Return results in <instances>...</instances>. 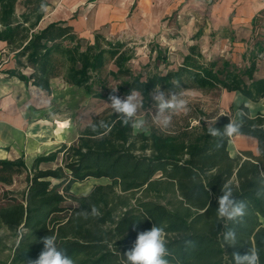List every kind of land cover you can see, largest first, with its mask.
<instances>
[{"label":"trees","instance_id":"16d2710c","mask_svg":"<svg viewBox=\"0 0 264 264\" xmlns=\"http://www.w3.org/2000/svg\"><path fill=\"white\" fill-rule=\"evenodd\" d=\"M42 3L49 4L0 0V41L6 43L0 59L13 61L4 72L48 94L52 79L60 77L108 101L110 94L123 97L136 89L143 97L149 132L134 131L110 107L91 121H105L106 130L94 133L89 123L75 141L37 156L31 167L24 156L0 158V253L10 254L0 264L35 260L43 249L41 238L48 235L56 237L75 264H126L124 253L138 233L154 224L165 228L170 264H233L232 253L243 255L249 248L260 252L264 264V197L256 194L264 187V112L253 116L242 103L238 118L222 114L207 122L203 118L208 114L196 109V115L174 114L165 130L155 125L149 111L155 108L150 93L156 86L166 94L223 88L264 105V76H256L264 39L248 44L241 65L208 58L195 42L178 67L137 72L131 67L138 54L136 40L99 31L89 39L64 20L40 27L46 12ZM195 34L198 41L203 28ZM154 51L167 63V48L156 45ZM230 119L241 124L240 135L256 139L255 153L242 149L232 156L229 141L237 135L221 139L208 133L212 126L223 130ZM102 177L110 183L96 184L80 196L71 191L75 183ZM225 183L248 205L243 223L228 224L237 232L235 246L224 245V224L216 215ZM92 205L100 216L79 215ZM188 240L194 245H186Z\"/></svg>","mask_w":264,"mask_h":264},{"label":"crops","instance_id":"0c3cea01","mask_svg":"<svg viewBox=\"0 0 264 264\" xmlns=\"http://www.w3.org/2000/svg\"><path fill=\"white\" fill-rule=\"evenodd\" d=\"M146 2L147 0H60L59 7L55 11L48 15L45 12L40 27L53 21L64 20L72 24L81 36L89 39H92L95 31H99L105 36L137 40L142 36H153L157 31L156 27H159L162 21V17L156 13V8L150 7L146 12L143 10ZM164 2L167 3V0ZM196 2L198 5L195 7L196 11L192 15L191 22L194 23L196 20L194 15L199 17L205 14L207 21L203 25L204 30L206 28L219 38L228 41L243 39L244 51L255 38L264 39V0H197ZM166 3L164 12L170 6V3ZM5 49L6 43L0 41V50L6 52ZM12 66L11 57L9 60L7 57L3 62L0 59V158L24 156L23 149H25L32 156V166L34 159L43 155L36 153L45 149L47 146L45 140L52 133L45 132L47 136L44 135L42 129L46 128V123L31 120L35 115L29 112L26 95L31 86L40 93L47 92L31 84L27 86L15 76H8L4 70ZM256 76H264V55L260 58ZM235 137H237L235 140L229 141L228 147L232 156L245 149L243 147L254 153L257 151L258 144L255 138L250 137V140L246 141L244 135L238 134ZM247 142L254 145V148L247 147L245 145ZM40 146L41 149L37 150ZM81 182H90V187L86 189L79 185L75 189L78 183L73 184L71 191L79 196L88 193L96 184L110 183V179L91 178Z\"/></svg>","mask_w":264,"mask_h":264},{"label":"rangeland","instance_id":"374dc122","mask_svg":"<svg viewBox=\"0 0 264 264\" xmlns=\"http://www.w3.org/2000/svg\"><path fill=\"white\" fill-rule=\"evenodd\" d=\"M146 1V0H145ZM197 0H167L170 3L167 11L164 12V0H147L143 10L146 12L148 8H156V13L162 18L156 33L153 36H142L134 43L138 51L137 57L131 62V67L135 71H163L178 67L182 61L183 54L187 53L188 45L191 43H199L201 49L208 58L224 57L232 62L241 65L243 63L242 54L244 51L245 41L237 39L235 42L221 39L215 33H211L205 28L204 36L198 41L194 40L195 33L204 28L205 14L199 17L194 15L196 20L191 22L192 15L195 14ZM46 13H52L59 7L60 0H48ZM166 3V4H167ZM169 5V4H168ZM163 9V10H161ZM206 13V11H203ZM202 13V12H201ZM156 45H160L169 50L167 63L157 59L158 52L154 51ZM6 52H4L5 54ZM7 59V56H4ZM52 94L40 93L31 86L27 91V102L30 113H34L31 117L33 122L41 121L46 123V128L42 129V133H53L56 128L57 120H67L69 122L61 136L52 134L46 138L45 149L38 151L36 155L45 154L46 152L56 149L63 143H71L77 139L79 130L98 115H101L106 109L110 108V101L93 98L85 92L81 87L68 85L63 78H55L52 83ZM187 101L185 111L175 113L176 116H187L189 114L196 115L197 111H202L206 115L205 121L211 122L222 114H228L232 119L238 118L239 106L244 103L248 106L251 114L254 116L257 112H264L263 101L252 102L242 96L240 93L229 92L223 88L210 92H202L197 89H189L180 92ZM167 95V94H166ZM122 97V96H120ZM155 109V108H154ZM154 109H150L153 117ZM197 109V111H196ZM145 111L140 110L139 115L145 119ZM190 116V115H189ZM204 117V116H203ZM213 118V119H212ZM54 128V129H53ZM136 132H149L148 123L144 129H134ZM47 136V134H44ZM56 136V137H55ZM245 136V140H250L249 136ZM40 137H45L41 136ZM237 137H232L231 141ZM56 141V142H55ZM58 141V142H57ZM247 147H253L251 143H245ZM246 149V147H243ZM21 150V149H20ZM24 150L26 162L31 166L32 156ZM35 155V156H36ZM21 186V185H18ZM73 188V187H72ZM3 187H0V196ZM4 201L0 198V205ZM9 251L0 253V259H7ZM10 256V254H9Z\"/></svg>","mask_w":264,"mask_h":264},{"label":"clouds","instance_id":"9594fccd","mask_svg":"<svg viewBox=\"0 0 264 264\" xmlns=\"http://www.w3.org/2000/svg\"><path fill=\"white\" fill-rule=\"evenodd\" d=\"M41 10L46 11L47 7L41 4ZM116 90H113L115 92ZM155 111L153 113V122L161 129H168L172 124V118L175 113L185 111L187 101L181 93L169 91L168 94L155 87L150 93ZM110 103L113 113L122 119L125 125H130L133 129H144L147 121L139 115L143 108V97L136 89H132L125 96L120 97L110 94ZM92 132L100 129H107L108 124L100 120L89 125ZM241 131V124L231 120L226 124L223 130L215 126L208 128V133L213 137H232L238 135ZM219 146V145H218ZM222 195L217 198L218 208L216 215L218 221L224 224L222 239L224 245L235 246L237 244V232L234 227H228L229 223H243L244 217L248 213V205L243 200H238L233 195L232 187L225 183L221 189ZM257 196L264 197V187L257 189ZM84 219L89 216L98 217L101 215L99 209L92 205L89 210H83L79 213ZM43 249L35 260H29L28 264H75V261L67 256L66 252L57 246L56 237L48 235L41 238ZM186 245H194V241H185ZM165 228L154 224L150 230L138 233L137 239L131 249L124 253L126 264H170L166 258L169 256ZM233 264H261L260 252L257 249L249 248L247 252L241 255L239 252L232 253Z\"/></svg>","mask_w":264,"mask_h":264},{"label":"bare ground","instance_id":"6f19581e","mask_svg":"<svg viewBox=\"0 0 264 264\" xmlns=\"http://www.w3.org/2000/svg\"><path fill=\"white\" fill-rule=\"evenodd\" d=\"M68 124H69V122L67 121V120H63V121H61V120H57L56 121V128L54 129V131H53V133L52 134H55V135H57V136H61L62 135V133H63V131L66 129V127L68 126ZM49 134V133H48ZM56 137V136H55ZM47 140H45V142H46ZM56 142V141H55ZM58 142V141H57ZM47 145V144H46ZM41 149V146H40V148L39 147H37V150H40ZM79 185H82V186H84L86 189H88L89 187H90V182H78V184H76V186H75V189H77L78 188V186Z\"/></svg>","mask_w":264,"mask_h":264}]
</instances>
